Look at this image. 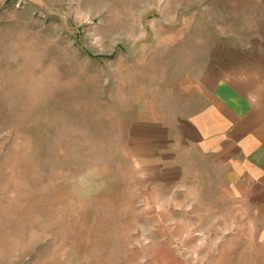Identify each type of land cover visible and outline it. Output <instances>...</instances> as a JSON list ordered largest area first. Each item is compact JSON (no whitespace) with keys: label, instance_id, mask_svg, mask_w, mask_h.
<instances>
[{"label":"rangeland","instance_id":"obj_1","mask_svg":"<svg viewBox=\"0 0 264 264\" xmlns=\"http://www.w3.org/2000/svg\"><path fill=\"white\" fill-rule=\"evenodd\" d=\"M216 3L0 0V264H264L221 176L137 165L136 122L229 37Z\"/></svg>","mask_w":264,"mask_h":264},{"label":"crops","instance_id":"obj_2","mask_svg":"<svg viewBox=\"0 0 264 264\" xmlns=\"http://www.w3.org/2000/svg\"><path fill=\"white\" fill-rule=\"evenodd\" d=\"M216 2L231 17L229 37L171 81L136 122L150 136L143 137L147 162L137 165L151 182L172 187L218 174L260 217L264 248V0Z\"/></svg>","mask_w":264,"mask_h":264}]
</instances>
